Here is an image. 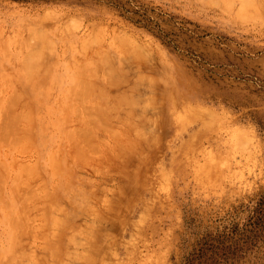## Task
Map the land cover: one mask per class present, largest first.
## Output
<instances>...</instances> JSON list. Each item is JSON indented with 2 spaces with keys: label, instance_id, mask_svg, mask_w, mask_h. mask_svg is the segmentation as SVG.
Segmentation results:
<instances>
[{
  "label": "rangeland",
  "instance_id": "obj_1",
  "mask_svg": "<svg viewBox=\"0 0 264 264\" xmlns=\"http://www.w3.org/2000/svg\"><path fill=\"white\" fill-rule=\"evenodd\" d=\"M254 1L0 0V264H264ZM35 32L53 45L28 75ZM82 118L104 127L92 154Z\"/></svg>",
  "mask_w": 264,
  "mask_h": 264
},
{
  "label": "bare ground",
  "instance_id": "obj_2",
  "mask_svg": "<svg viewBox=\"0 0 264 264\" xmlns=\"http://www.w3.org/2000/svg\"><path fill=\"white\" fill-rule=\"evenodd\" d=\"M227 1H229V0H227ZM240 1H241V0H240ZM261 1H262V0H260V2H261ZM242 2H244L243 5H245L246 3H249L248 5L256 3L255 1L253 2V0H242ZM242 2H241V3H242ZM252 2H253V3H252ZM263 2H264V1H263ZM261 3H262V2H261ZM228 4H229V2H228ZM246 5H247V4H246ZM35 33H36V32H35ZM32 34H33V33H32ZM32 34H31V35H32ZM36 34L38 35V36H37V35H36V36L38 37L37 40H38V41L40 40V41H39L40 44L37 45V44H36L37 41L35 42L36 45H32V46H31V45L28 44V45L26 46V53L24 54V58H23V63H24V66L26 67V68H25V67H24V68H25V70H26V69L28 70V71L26 70V72L28 73V75H30V74L33 72V70L36 71V69L33 68V66H34L35 63H36V60H35V59H37V58H41V59H39V60H42V59L45 57V55H47V53L50 51V49L52 48V45H53L52 40L48 39L45 35H43V34L41 35V34H39V33H36ZM36 36H35V37H36ZM94 37H95V36H93V37L91 36V37H90V40H89L88 38L86 39V40L91 41L89 45H91V44H93V43L95 42V41L92 39V38H94ZM94 39H95V38H94ZM86 40L84 41V42H85L84 44H85V45L87 44V46H89L88 43H86ZM39 42H38V43H39ZM92 42H93V43H92ZM28 43H29V42H28ZM31 43H32V41H31ZM31 43H30V44H31ZM129 46H130V47H129ZM129 46L127 47V49L133 47L132 45H129ZM131 46H132V47H131ZM84 47H86V46H84ZM134 48H135V47H134ZM136 48H137V47H136ZM138 49H139V48H138ZM129 50H131V49H128V51H129ZM132 51H134L133 48H132L131 52H132ZM133 53H135V52H133ZM95 54H96V53H95ZM135 54L141 56V55H140L141 52H140V54H139V53H135ZM95 56H97V55H95ZM43 60H45V59H43ZM43 60H42V62H43ZM46 60H47V59H46ZM44 62H45V61H44ZM44 62H43V63H44ZM37 63H38V62H37ZM40 63H41V62H40ZM45 63H46V62H45ZM45 63H44V64H45ZM38 64H39V63H38ZM44 64H43V65H44ZM40 65H41V64H40ZM37 66H38V65H37ZM34 67H35V66H34ZM38 69H39V68H38ZM38 69H37V70H38ZM89 69H90V68H89ZM90 70H91V69H90ZM107 70H108V69H107ZM109 71H110V70H109ZM36 72H37V71H36ZM36 72H35V74H36ZM89 72H90V71H89ZM109 73H110V72H109ZM32 74H33V73H32ZM90 74H91V72H90ZM92 74H94V72H92ZM84 77L86 78V76H84ZM87 77H88V76H87ZM32 78H33V77H32ZM32 78L29 79L28 81L32 80ZM89 78H90V77H89ZM81 80H84V79H81ZM85 80H86V79H85ZM110 80H112V79H110ZM110 80H109L108 82H110ZM76 81H77V80H76ZM79 81H80V80H79ZM81 82H83V81H81ZM77 83H78V81H77ZM83 84H84V83H83ZM84 85H85V84H84ZM165 88H166V87H165ZM42 90H43V89H42ZM91 90H92V89H91ZM89 92H90V91H88V88H86V87H82V86H77L76 89H75V91L73 92L74 94H72V95H73V98H72L73 100L70 102V105H69V104L67 105V103H66V106H68V107L70 106L71 109H72V111L75 112V113H77V115L79 114V116H80L81 112H83L84 109H83L82 105L79 103V101H80L83 97L89 96V95H90ZM39 93H41V91H40ZM170 95H171V94H170ZM171 96H172V95H171ZM162 97H164V96H162ZM153 98H154V97H153ZM154 99L156 100V98H154ZM163 99H164V98H163ZM155 100H154V102H153L152 97H151V99L149 98L148 100L145 101V103H148V105H149L150 103L147 102V101H151V102H152L151 104L155 105V104H154V103L156 102ZM105 102H107L108 104L106 103V105H105V103H102V104L95 103V105H93V107L95 108V110L98 108V106H99V107H105V109H107V107L109 108L110 104H109L108 101H105ZM142 103H144V102H142ZM142 105L144 106V104H142ZM140 106H141V104H140ZM145 106H147V105H145ZM93 107H92V108H93ZM110 107H111V106H110ZM141 107H142V106H141ZM68 109H69V108H68ZM92 110H93V109H92ZM95 110H94V111H95ZM86 112H87V111H86ZM95 112H96V111H95ZM87 113H88V112H87ZM88 115H89V114H88ZM95 115H96V114H95ZM21 116H23V114H22ZM85 116H87L86 113H85L84 116L82 115V117H83V118H86V120H88L87 117H85ZM73 117H74V116H73ZM77 117H78V116H77ZM94 117H95V116H94ZM94 117H92V119H93ZM75 118H76V116H75ZM78 118H79V117H78ZM78 118L76 119V122L79 121V119L81 118V116H80L79 119H78ZM83 118H82V119H83ZM88 118H89V116H88ZM97 118H98V117H97ZM90 119H91V118H90ZM144 119H145V118H144ZM77 120H78V121H77ZM83 120H85V119H83ZM86 120H85L86 123H83V122H82V123H83V126H82V124H80V126L77 127L78 130L74 129V131H77V132H78V133H76V134H77V137L79 136L78 134H81V135H82V138H86V141H87L88 144H89V146H87V147L90 149V151L87 149V150L90 152V153H89V152H88V153H89V154H92V153L95 152V151H94V148H93L95 144H94V143H93L94 145L92 144V140L95 138L96 135H98V134H97V133H98V132H97V131H98V128H102V130H104V127H98V126H97L98 124L96 125V121H95V123H94L95 125H93V124H92L93 120H89L88 122H87ZM94 120H95V119H94ZM97 120H98V119H97ZM139 122H140V123H139ZM139 122H134V123H137L136 125H135L134 123H131V124H132V125L134 124V127L136 128L137 125H140L141 123H144V122H141V121H139ZM138 123H139V124H138ZM99 125H100V124H99ZM132 125H129V127H131ZM96 126H97L98 128H97ZM140 126H141V125H140ZM131 128H132V127H131ZM137 128H138V127H137ZM143 128H144V127H142V129H143ZM132 129H133V128H132ZM140 129H141V128H140ZM142 129H141V130H142ZM144 129H145V128H144ZM144 129H143L142 131H144ZM134 131L136 132L137 130L134 129ZM138 131H139V130H138ZM138 131H137V132H138ZM71 132H72V131H71ZM13 133H14V132H13ZM76 134H75V135H76ZM10 135H12V133H11ZM115 136H116V135H115ZM143 136H144V135H143ZM73 137H74V136H73ZM77 137H75V138H77ZM117 137H118V136H116V139H118ZM83 141H84V140H83ZM94 141H95V140H94ZM94 141H93V142H94ZM87 142H85V143L87 144ZM95 142H96V141H95ZM88 144H87V145H88ZM97 144H98V143H97ZM84 145H85V144H84ZM87 147H86V148H87ZM96 147H97V145H96ZM95 150H96V149H95ZM91 151H93V152H91ZM113 154H115V153H113ZM113 154H112V155H113ZM112 155H111V156H112ZM89 156H90V155H89ZM92 156H93V155H92ZM80 208H81V207H80ZM90 208L92 209V207L89 206V209H90ZM59 210H61V209H59ZM59 210H58V211H59ZM82 210H84V209L82 208ZM82 210H81V211H82ZM93 210H94V208L92 209V211H93ZM61 211L64 212V210H61ZM85 211H87V210H84V213H86V214L88 215L87 212H89V211H87V212H85ZM92 211H91V212H92ZM91 212H90V213H91ZM95 212H96V211H95ZM56 213H57V212H56ZM90 213H89V214H90ZM19 214H20V212H19ZM58 214H59V213H58ZM60 214H61V212H60ZM67 214H69V213H67ZM47 215H48V214H47ZM16 216H17V215H16ZM21 216H22V215H21ZM50 216H51V215H50ZM61 216H62V215H61ZM61 216L59 215L60 219L62 218ZM84 216H86V215H84ZM17 217H18V216H17ZM17 217H16V218H17ZM19 217H20V216H19ZM48 217H49V215H48ZM54 217H55V218H54ZM16 218H15V219H16ZM57 218H58V217H57ZM57 218H56V216H55V214H54L53 217H52L51 219H55V220H56ZM63 218H64V217H63ZM17 219H18V218H17ZM19 219H20V218H19ZM49 220H50V218H49ZM55 220H54V221H55ZM16 221H17V220H16ZM46 221H47V220H45L44 223H45ZM52 221H53V220H52ZM58 221H59V219H58ZM54 223L60 227V225H59L60 223H58L57 221L54 222ZM46 225H47V223H46ZM46 225H44V226H46ZM50 226H52V225L50 224ZM50 226H49V223H48V227H50ZM88 226H92V227H93V225H90V223H89V225H87V227H88ZM56 227H57V226H56ZM51 228H52V227H51ZM53 228H54V226H53ZM88 229H89V228H88ZM88 229L86 228V230H88ZM56 230H57V229H56ZM56 230H55V231H56ZM84 230H85V229H84ZM53 231H54V230H53ZM44 232H47L46 229H45ZM56 232H58V233H56V234H59L60 230H57ZM83 232H84V231H83ZM85 232H86V231H85ZM45 234H46V233H45ZM56 234L54 233V235H56ZM91 234H92V233H90V235H91ZM76 235H77V233H76ZM93 235H94V234H93ZM91 236H92V235H91ZM80 237H81V236H80ZM87 237L90 239L89 241H91L92 238H93V237L90 238L89 236H86V237H84V238H87ZM83 240H84V239H83ZM83 240H82L81 238H79V242H81V244L79 243V244H80V247L83 246L82 244H84L85 242L87 243V240H88V239H87V240L85 239L84 241H83ZM77 242H78V241H77ZM74 244H76V243H74ZM77 244H78V243H77ZM55 245H58V240H57L55 243H52V246H53L52 248H53V250H52V248L50 249V246L48 247V246H46V244L44 245V246L47 247L46 249L48 250V256H49L50 259H55V258H56V253H57V251H58V248L56 249V247H54ZM84 245H85V244H84ZM14 246H16V245L14 244ZM78 246H79V245H78ZM16 247H17V246H16ZM76 247H77V246H76ZM13 248H15V247H13ZM81 248H82V247H81ZM83 248H84V247H83ZM83 248H82V249H83ZM46 249H44V250H46ZM76 249H77V248H75V250H76ZM69 251L71 252V255H68V254H67V255H68L67 258L69 259V261H70L71 259H73V258H74L73 260H75V259L77 260V255L79 256L78 260H79L80 258H84V256L81 254L82 251H81V253H80V255H82L81 257H80L79 254L76 255V252H77L78 250L74 252V250L71 249V250H69ZM72 251L75 253V255H74V253H73ZM84 251H85V250H83V252H84ZM27 252H28V251H27ZM27 252L25 253V254H27V255H24V256H28V258H30V257H31V253L29 254V253H27ZM87 252H88V251H87ZM89 252H90V250H89ZM89 252H88V253H89ZM19 253H20V252H19ZM72 253H73V255H72ZM85 253H86V251H85ZM88 253H86L85 255H87ZM83 254H84V253H83ZM22 255H23V254H22ZM32 255H33V254H32ZM44 255H45V253H44ZM89 255H90V253H89ZM19 256H20V255H19ZM24 256H23V257H24ZM29 256H30V257H29ZM33 256H34V255H33ZM42 256H43V254H42ZM45 256H46V255H45ZM45 256H43V257L46 258ZM15 257H16V256H15ZM23 257H21V258H23ZM24 258H25V257H24ZM28 258H26V259H28ZM35 258H36V257H35ZM35 258H34V259H35ZM47 258H48V257H47ZM91 258H92V257H91ZM30 259H33V258H30ZM34 259H33V261L36 262ZM42 259H43V258H41V257H40V259H37V258H36V260H37L38 262H39L40 260H42ZM17 260H19V259H17ZM73 260H72V262H73ZM82 260H83V259H81V261H82ZM89 260H90V259H89ZM89 260H88V261H89ZM28 261H29V260H28ZM33 261L31 260V262H29V263L31 264ZM51 261H52V260H51ZM69 261H67V262H69ZM79 261H80V260H79ZM83 261H84V260H83ZM44 262H45V261H43V263H44ZM52 262H53V261H52ZM67 262H66V263H67ZM66 263H65V264H66ZM69 263L72 264L71 261H70ZM69 263H67V264H69ZM75 263H76V262H75ZM62 264H64V263H62ZM73 264H74V263H73Z\"/></svg>",
  "mask_w": 264,
  "mask_h": 264
}]
</instances>
